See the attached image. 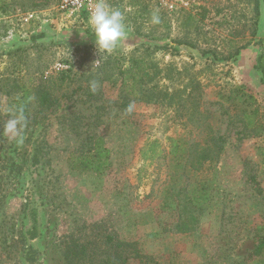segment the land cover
Masks as SVG:
<instances>
[{
  "label": "rangeland",
  "instance_id": "rangeland-1",
  "mask_svg": "<svg viewBox=\"0 0 264 264\" xmlns=\"http://www.w3.org/2000/svg\"><path fill=\"white\" fill-rule=\"evenodd\" d=\"M108 2L129 35L100 58L95 0H0V264H264V0ZM97 139L111 167L74 168Z\"/></svg>",
  "mask_w": 264,
  "mask_h": 264
},
{
  "label": "clouds",
  "instance_id": "clouds-1",
  "mask_svg": "<svg viewBox=\"0 0 264 264\" xmlns=\"http://www.w3.org/2000/svg\"><path fill=\"white\" fill-rule=\"evenodd\" d=\"M150 22L153 25L161 22L158 10H153ZM87 24L91 28L100 58L101 54L105 56L112 54L129 35L125 14L119 8L113 7L108 0H95ZM100 58L93 63V66L100 62ZM98 88V81L90 82V90L93 93ZM32 100L34 97L30 96L24 104L9 109L10 116L3 124L2 134L17 146L23 145L25 141V132L28 127L25 106Z\"/></svg>",
  "mask_w": 264,
  "mask_h": 264
},
{
  "label": "trees",
  "instance_id": "trees-1",
  "mask_svg": "<svg viewBox=\"0 0 264 264\" xmlns=\"http://www.w3.org/2000/svg\"><path fill=\"white\" fill-rule=\"evenodd\" d=\"M29 96H24L22 104H24V102L27 100ZM36 97H39L37 101H39V103L43 106H48V108H50L51 106L54 105L52 101H49V96L46 93L39 94L38 92ZM25 110H26V115L28 118V124L36 123L37 119H32L30 110L28 108V104H26ZM246 118L251 119V116L246 115ZM31 119H32V122L30 121ZM250 125L251 124L249 123V126ZM247 136H249V134ZM218 149H220V147L217 144L214 145V148L208 151V157L205 156L206 159L209 160L210 158H213L214 154L217 152ZM73 167L80 168L84 171H92L96 174H102L107 169H109L111 167L110 151L107 148H105L103 140L102 139L95 140L94 145H93V152L91 156L89 157L79 156L77 161L74 162ZM209 199H210L209 193L207 194L205 189L204 190L200 189L197 192L194 206L197 209L203 210L204 208L203 204L207 203ZM263 250H264V239L260 243V245L256 247V249L253 252V255L259 256L262 254ZM66 258L69 259V255H66ZM109 262L110 261H108L107 263ZM110 264H113V262L111 261Z\"/></svg>",
  "mask_w": 264,
  "mask_h": 264
},
{
  "label": "built area",
  "instance_id": "built-area-1",
  "mask_svg": "<svg viewBox=\"0 0 264 264\" xmlns=\"http://www.w3.org/2000/svg\"><path fill=\"white\" fill-rule=\"evenodd\" d=\"M64 3L68 4H72L73 6H82L85 1H88V0H62ZM27 21H29V18L26 19Z\"/></svg>",
  "mask_w": 264,
  "mask_h": 264
}]
</instances>
